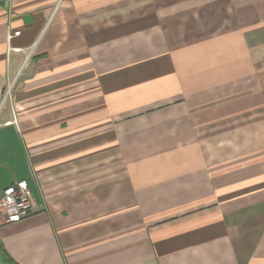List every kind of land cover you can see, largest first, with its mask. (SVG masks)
Returning a JSON list of instances; mask_svg holds the SVG:
<instances>
[{
  "label": "crops",
  "instance_id": "obj_1",
  "mask_svg": "<svg viewBox=\"0 0 264 264\" xmlns=\"http://www.w3.org/2000/svg\"><path fill=\"white\" fill-rule=\"evenodd\" d=\"M21 180L0 264H264V0H0Z\"/></svg>",
  "mask_w": 264,
  "mask_h": 264
},
{
  "label": "built area",
  "instance_id": "obj_2",
  "mask_svg": "<svg viewBox=\"0 0 264 264\" xmlns=\"http://www.w3.org/2000/svg\"><path fill=\"white\" fill-rule=\"evenodd\" d=\"M20 32L18 30L13 34H9V38L19 35ZM13 49L17 51L21 50L19 47H13ZM38 210L39 206L33 192L23 180L8 186L0 197V211L3 212L7 222L27 218Z\"/></svg>",
  "mask_w": 264,
  "mask_h": 264
},
{
  "label": "trees",
  "instance_id": "obj_3",
  "mask_svg": "<svg viewBox=\"0 0 264 264\" xmlns=\"http://www.w3.org/2000/svg\"><path fill=\"white\" fill-rule=\"evenodd\" d=\"M0 255L5 259V258H8V259H12L10 257V255L7 253V251L5 250V248L2 246V244L0 243Z\"/></svg>",
  "mask_w": 264,
  "mask_h": 264
},
{
  "label": "rangeland",
  "instance_id": "obj_4",
  "mask_svg": "<svg viewBox=\"0 0 264 264\" xmlns=\"http://www.w3.org/2000/svg\"><path fill=\"white\" fill-rule=\"evenodd\" d=\"M6 92L5 93L7 96H10L13 92H14V86H13V83L11 84V86L7 87L6 89Z\"/></svg>",
  "mask_w": 264,
  "mask_h": 264
}]
</instances>
